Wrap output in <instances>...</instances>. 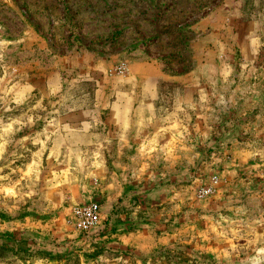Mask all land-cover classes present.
Wrapping results in <instances>:
<instances>
[{"label": "rangeland", "instance_id": "rangeland-1", "mask_svg": "<svg viewBox=\"0 0 264 264\" xmlns=\"http://www.w3.org/2000/svg\"><path fill=\"white\" fill-rule=\"evenodd\" d=\"M134 59L203 66L209 136L173 186L107 206L106 160L58 145V115L79 78ZM85 201L101 228L81 234ZM0 264H264V0H0Z\"/></svg>", "mask_w": 264, "mask_h": 264}, {"label": "crops", "instance_id": "crops-1", "mask_svg": "<svg viewBox=\"0 0 264 264\" xmlns=\"http://www.w3.org/2000/svg\"><path fill=\"white\" fill-rule=\"evenodd\" d=\"M126 65L121 75L96 70L79 78L89 85L88 92L74 94L72 107L62 118L58 115V145L69 149L72 143L74 151L94 146L95 156L106 160L93 171L104 178L107 206L119 192L138 196L140 189L149 191L156 184L159 191L173 186L180 177L176 160L191 159L193 144L209 136L210 125L198 105V98L209 91L203 66L165 72L154 60H128Z\"/></svg>", "mask_w": 264, "mask_h": 264}, {"label": "built area", "instance_id": "built-area-1", "mask_svg": "<svg viewBox=\"0 0 264 264\" xmlns=\"http://www.w3.org/2000/svg\"><path fill=\"white\" fill-rule=\"evenodd\" d=\"M114 71L123 74L126 71V65L117 64ZM215 181L201 186L198 189L200 197L208 196L214 189ZM100 207L95 201L76 202L69 209V223L72 228L81 234H88L98 231L101 228Z\"/></svg>", "mask_w": 264, "mask_h": 264}]
</instances>
